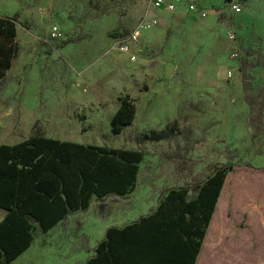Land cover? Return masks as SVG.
I'll return each instance as SVG.
<instances>
[{
    "label": "rangeland",
    "instance_id": "1",
    "mask_svg": "<svg viewBox=\"0 0 264 264\" xmlns=\"http://www.w3.org/2000/svg\"><path fill=\"white\" fill-rule=\"evenodd\" d=\"M200 4L206 15L159 10L153 0H0L1 15L17 16L19 45L0 81V145L43 135L145 153L130 195L94 196L61 234L36 229L38 251L88 242L93 213L146 198L154 206L171 188L194 192L217 167L231 166V217L235 200L237 229L255 238L244 255L264 262V223L249 207L253 198L264 203V0L245 2L239 15L227 0ZM142 24L151 26L132 61L111 32ZM126 94L138 106L135 123L115 134L111 119Z\"/></svg>",
    "mask_w": 264,
    "mask_h": 264
},
{
    "label": "trees",
    "instance_id": "2",
    "mask_svg": "<svg viewBox=\"0 0 264 264\" xmlns=\"http://www.w3.org/2000/svg\"><path fill=\"white\" fill-rule=\"evenodd\" d=\"M249 0H242V4ZM17 16L0 14V81L18 51ZM129 30H113L119 38ZM111 119L115 134L135 123L137 107L129 95ZM254 117L255 102L248 97ZM145 153L34 135L0 145V264H10L35 239L71 211L87 209L94 194L125 195L137 185ZM231 166L217 167L191 192L171 188L158 207L122 229L111 227L87 264H195Z\"/></svg>",
    "mask_w": 264,
    "mask_h": 264
},
{
    "label": "crops",
    "instance_id": "3",
    "mask_svg": "<svg viewBox=\"0 0 264 264\" xmlns=\"http://www.w3.org/2000/svg\"><path fill=\"white\" fill-rule=\"evenodd\" d=\"M201 6L203 5L201 4ZM55 139H59L60 141L66 140L62 138ZM227 177L219 196V201L217 202L213 216L211 218V221L209 222L206 231L207 234L202 241L200 252L197 256L195 264H264V262H252L250 260H247L246 256L244 255V250L246 253L245 247L252 248L255 238L253 237L252 239V237L248 235L249 231L244 232L241 229H237L236 223L241 221V216H237V209L239 208V206H237L235 200V217L234 219L231 217L232 215L230 213V210L232 208V203L225 194ZM132 192L125 195L111 192L108 195L102 196V198L112 195L123 197L130 195ZM94 196L100 198V196L96 194H94L93 197ZM162 198L160 199V201L162 200ZM253 199V202L249 205L252 210V215H258V218L256 220L259 221V219L262 218V221L264 223V203L259 204L258 199ZM160 201L156 202L153 206V202L150 201V198H146L137 201L133 205L118 207L113 212L93 213L90 220L92 221L90 226V233L89 229H85L86 233L88 232V235L90 237L88 242H86L85 244L79 243L78 245H75L73 249L68 247L65 251L59 249L56 250V247L54 245H46L43 250L38 251V249L34 247L33 241L32 245L19 257H16V259L10 264H87L88 260L97 254L96 251L98 244L100 243V241L106 238L109 228L113 226L122 229L134 222H137L141 217L153 212L160 204ZM80 210L82 209L71 211L67 215V217L64 218V220L62 219L48 232L61 234L62 231L65 230L68 222H71L72 220L77 221L76 218L78 215L75 213ZM6 214L7 210L5 209L3 218L6 216ZM253 216L250 219L252 229H254L253 220H255ZM80 229V223L76 224V226L72 229V234L76 235ZM251 231L253 232V230Z\"/></svg>",
    "mask_w": 264,
    "mask_h": 264
},
{
    "label": "built area",
    "instance_id": "4",
    "mask_svg": "<svg viewBox=\"0 0 264 264\" xmlns=\"http://www.w3.org/2000/svg\"><path fill=\"white\" fill-rule=\"evenodd\" d=\"M231 11L236 15L243 13L242 0H227ZM155 8L168 12H176L178 9L185 7L190 12H199L203 10V14L206 15L207 11L201 6L200 0H153ZM156 23V20L154 21ZM151 25L144 26V24L134 28L129 34L121 36L116 39L117 48L123 54H128L132 61L137 60V53L135 46L138 44L142 34L143 29L150 27ZM61 31L57 26H54L51 30V36L53 38H59ZM228 37L231 39L236 38V33L234 30L228 31ZM236 55V54H235ZM233 73L230 72V77Z\"/></svg>",
    "mask_w": 264,
    "mask_h": 264
}]
</instances>
